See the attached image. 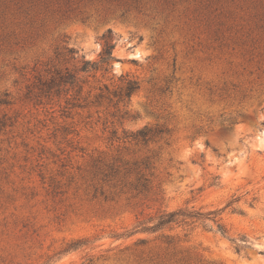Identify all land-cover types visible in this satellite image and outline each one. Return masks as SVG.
I'll use <instances>...</instances> for the list:
<instances>
[{"label":"rangeland","instance_id":"obj_1","mask_svg":"<svg viewBox=\"0 0 264 264\" xmlns=\"http://www.w3.org/2000/svg\"><path fill=\"white\" fill-rule=\"evenodd\" d=\"M145 125L168 132L125 133ZM179 207L228 235L132 233ZM0 264H264V0H0Z\"/></svg>","mask_w":264,"mask_h":264},{"label":"trees","instance_id":"obj_2","mask_svg":"<svg viewBox=\"0 0 264 264\" xmlns=\"http://www.w3.org/2000/svg\"><path fill=\"white\" fill-rule=\"evenodd\" d=\"M115 44L107 42L100 53L99 61L85 60L83 66L79 69L80 71L88 72L92 69H106L108 70V65L111 60L115 59L113 55ZM106 66V68H104ZM78 72H66L65 74L60 75L61 82L70 83L76 85L79 82L77 76ZM106 89H109L105 85ZM139 89V82L137 80L128 79L125 81V85L120 88L119 91H115V94L119 96L120 100L130 101L133 93ZM104 96V91L96 94L97 99H100ZM128 112L123 113V117L127 115ZM164 132H168V129L163 128H153L145 125L144 127L136 131H125L128 137L131 140L135 141L137 144L142 143L144 145L149 144L151 141H157L159 136ZM152 168V162L150 159H143L142 161H134L133 166L127 167L128 172H136V180L131 182L130 185L138 193L147 194L150 191V178L143 172L144 170H150ZM118 174V169L114 166H110L109 173L106 176H112ZM221 210L213 209L209 211H203L201 209H196L194 207H179L171 210H161L155 216H150L147 219L139 220L136 225L133 227L132 233L146 231V232H161L162 237H164L167 242H173L174 237L170 234L164 232L167 227H171L173 224H192V223H201L204 227L212 229L209 224V221H213L217 224V232L228 235V230L220 222L218 218ZM247 242V239H243ZM83 244L82 241H75L64 249L68 252L70 250H76L81 247Z\"/></svg>","mask_w":264,"mask_h":264}]
</instances>
